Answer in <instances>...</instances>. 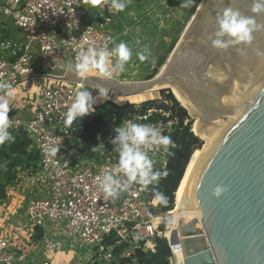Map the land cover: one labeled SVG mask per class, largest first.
Returning <instances> with one entry per match:
<instances>
[{"label": "built area", "instance_id": "obj_1", "mask_svg": "<svg viewBox=\"0 0 264 264\" xmlns=\"http://www.w3.org/2000/svg\"><path fill=\"white\" fill-rule=\"evenodd\" d=\"M117 15L109 0H0V80L14 87L28 80H39L32 112L8 114L12 136L25 131L32 149L39 153L37 167L28 170L25 181L15 184L17 177L9 184L6 199L0 202L7 201L17 187L29 192L24 227L28 232L42 229V248L52 256L62 249V240L68 238L97 247L100 261L93 260L92 264H106L102 257H111L117 247L121 250L109 264H145L136 257L137 250L155 252L159 238L165 239L170 247L171 263L176 250L181 249L171 243L168 233L172 221L167 218L172 216L173 209L159 212V204L153 201V189L159 182L147 188L135 185L115 201L106 199L98 189L102 172L118 162V153L111 143L116 126L110 125L105 133L98 135V143L87 148L73 134L77 128L64 124V114L75 93L84 86L97 96L100 88L56 77L67 74L69 65L76 62L82 50L81 45L85 49L99 47L107 36L115 41L112 24ZM10 26L19 30L20 38L7 36ZM98 105L94 104L93 108ZM94 111L85 116L91 117ZM153 111L129 116L123 122L153 123L162 129V134L173 132L178 118L160 110L166 119L148 121ZM49 144L60 148L55 157L44 152ZM170 152L171 149L168 152L160 149L152 154V158L162 159L154 161L155 169L166 168ZM112 237L115 242L108 243ZM13 239L10 234L0 233V264H16L18 255ZM112 249L113 253L107 251ZM20 258L24 259L25 255L21 253ZM42 264H53L52 258L47 257Z\"/></svg>", "mask_w": 264, "mask_h": 264}, {"label": "water", "instance_id": "obj_2", "mask_svg": "<svg viewBox=\"0 0 264 264\" xmlns=\"http://www.w3.org/2000/svg\"><path fill=\"white\" fill-rule=\"evenodd\" d=\"M227 3L196 0L181 19L173 18L166 49L150 60L152 68L140 81L80 79L69 69L56 77L126 96L166 85L181 93L197 119L192 131L204 141L178 207L201 215L179 217L171 234L184 264H264V55L257 54L264 53V32L255 34L251 46H237L245 56L235 47L220 51L201 43ZM231 4L251 14V0ZM218 185L228 190L216 198Z\"/></svg>", "mask_w": 264, "mask_h": 264}, {"label": "clouds", "instance_id": "obj_3", "mask_svg": "<svg viewBox=\"0 0 264 264\" xmlns=\"http://www.w3.org/2000/svg\"><path fill=\"white\" fill-rule=\"evenodd\" d=\"M131 2L132 0H109L110 8L117 13L125 11ZM191 3L193 0H181L180 7H188ZM249 11L250 15L243 14L232 6L231 0H228L227 5L214 17L215 30L206 34L201 43H210L211 47L220 51L235 47L241 56H245V48L237 46H251L255 34L264 32V22L257 20L258 16H264V0H251ZM81 49L76 56V62L69 68L80 79H85L91 72L98 73L104 79H112L114 74L125 71L134 54L128 43L124 41L116 43L111 36H107L99 47L89 46L85 49L81 45ZM257 54L264 55L261 52ZM150 55L148 46L135 52L140 62L146 61ZM13 97L14 86L10 82L0 80V146L14 140L9 131L12 122L8 115L11 110L9 101ZM109 98L107 89L100 88L98 95L93 96L87 87L82 86L75 93L71 105L64 114L65 126L70 127L77 118L93 112L95 110L93 105L98 100ZM114 131L116 135L111 143L118 153V162L114 167L104 170L102 177L98 178V189L103 192L106 199L115 201L121 193L129 191L135 185L147 188L168 176L167 170L155 169L152 154L160 149L168 152L177 145L171 136L162 134V129L157 124L128 120ZM59 149L49 144L44 147V152L48 157H55ZM227 190L226 187L218 185L213 189L212 195L219 198ZM153 201L167 207L169 198L162 191L154 189Z\"/></svg>", "mask_w": 264, "mask_h": 264}, {"label": "trees", "instance_id": "obj_4", "mask_svg": "<svg viewBox=\"0 0 264 264\" xmlns=\"http://www.w3.org/2000/svg\"><path fill=\"white\" fill-rule=\"evenodd\" d=\"M166 97L170 103H164L159 99H149L136 105L134 103L123 104L113 99H108L96 106L91 117H79L71 125L77 128L73 134L81 138L87 148H91L98 143L97 137L99 134L105 133L110 125L120 126L123 120L129 116L147 114L150 110L156 109V111L151 113L148 121L166 119L158 110L170 112L172 117H177L179 123L174 131L169 134L177 147L171 149L166 168L164 169L169 174L154 187L155 190L162 191L169 198L167 207L159 205V212H167L174 209L176 191L187 165L195 149L203 145V141L191 130L192 121L186 122L190 117L187 109L180 104L172 93L169 92ZM79 126H83V128L80 129ZM38 159L39 153L32 149L31 140L27 137L25 131L19 132L13 141L0 146V201L6 199V187L15 182L18 172L17 167L30 168L33 163V167L36 169ZM37 229L39 237H41L43 231L42 229ZM107 242L114 243L115 240L112 237ZM120 250L121 248L117 247L115 253ZM171 255L172 252L167 241L159 238L157 239L155 252L149 251L145 253L141 250L136 252V257L145 264H170L169 258ZM125 262L126 259H124Z\"/></svg>", "mask_w": 264, "mask_h": 264}, {"label": "crops", "instance_id": "obj_5", "mask_svg": "<svg viewBox=\"0 0 264 264\" xmlns=\"http://www.w3.org/2000/svg\"><path fill=\"white\" fill-rule=\"evenodd\" d=\"M151 5L152 4L149 2L147 3V0H132L131 4L128 5L125 11L121 13L119 12L117 15L116 26L114 28L116 36L115 42L119 43L121 41H124L128 43L129 46L133 48L134 53L132 60L126 65L125 71L114 74L113 78H116L119 81H140L144 77V75L147 74L152 68L150 60L156 58L162 51H164V48L162 47V49L158 51V54L155 55L154 51L157 48H160L161 45L160 42H156L157 40L151 41L150 38L152 36H156L157 33L156 35H153V32H151V34L150 32H147L145 34L138 26L139 22L141 23L143 20L139 18V13L142 12L145 13V15L151 13ZM156 5L154 6V11L156 9ZM154 31L156 32V30ZM14 33H17L16 38L13 37ZM7 36L14 39L20 38L19 30L13 26H10ZM145 46H148L151 55L146 61L140 62L135 56V52L138 50H142ZM126 74L131 75L132 78L128 80ZM123 75H125V77H123ZM138 75H142L143 77L141 76L142 78H137ZM87 76H99V74L96 72H91ZM38 84L39 80L36 79L25 81L20 85L14 87V97L9 101L11 107L10 112L21 115L30 114L33 110V100L38 94ZM108 93L109 97L113 95L112 90H108ZM103 102H105V100H98L97 104H102ZM28 194V191L24 192L21 188L17 187L14 191H12V196L7 200L8 202H0V233L10 234L14 236L13 245L18 255L16 263L21 264L30 254L33 255V259L36 258L38 254H42L43 261L47 259V257L52 258L53 264L74 263V261H76V253L74 249L67 248V250L63 247V245H65L66 243L65 240H62L61 242L62 249L58 251L54 256H52L49 253H45L44 249L42 248V242L40 243V238L43 237V234H41L42 236L39 237L38 229H33L31 232H28V230L25 229L24 224L26 222V216L24 209L26 205V199L30 195ZM54 238H57L58 240L60 239L59 237ZM38 249L41 252L36 253L35 251H37ZM21 253L25 255L24 259L20 258ZM83 258L88 261L86 257ZM36 261V264H39L38 260ZM87 263L92 264L90 263V261H88Z\"/></svg>", "mask_w": 264, "mask_h": 264}, {"label": "rangeland", "instance_id": "obj_6", "mask_svg": "<svg viewBox=\"0 0 264 264\" xmlns=\"http://www.w3.org/2000/svg\"><path fill=\"white\" fill-rule=\"evenodd\" d=\"M159 1H160V3H159ZM195 1L196 0H193V3ZM148 2L152 4L150 6V11H152V12L148 13L146 15H145V13L140 12L139 13V18L143 19V20H142L141 23L139 22L138 26L140 27V29L145 34L147 32H150V34H151V32H153V35H156V33H157L156 36H152L150 38L151 41H153V40L156 41L157 40L156 42H160L161 47L157 48L154 51V54L156 55V54H158V51H160L162 49V47L164 48L163 50H165L167 45H168V41H169L170 37L172 36L174 28H175V21L173 20V18L174 19H180L181 17H183L185 15V13L187 12L188 8L193 3H191L190 6H188V7H180L181 0H147V3ZM155 5H156V9L154 11V6ZM136 24H137V22H136ZM115 26H116V21L113 22V24H112V29L113 30H114ZM154 30H156V32ZM19 34L21 35L20 32H19ZM13 37L16 38L17 37V33H14ZM126 76H127L128 80H130L132 78L131 75L126 74ZM141 76L142 75H138L137 78H142L143 76L142 77ZM123 77H125V75H123ZM169 92L173 94V92L170 89L166 88V89L152 90V91L146 92L144 94L126 96V95L121 94L120 92L113 91V95L111 96V98L114 101H117V102H120V103H123V104L124 103H134L136 105H139L143 101H146V100H149V99H159L160 101H162L164 103H170V101L166 97ZM173 96L175 97L174 94H173ZM158 111L160 112V110H158ZM187 111L189 113V110H187ZM160 113H162V112H160ZM189 116L190 117L186 121L187 122L192 121V127H193V125H194V123L196 122L197 119L194 116H192L190 113H189ZM192 127H191V130H192ZM203 143H204V141H203ZM199 148L200 147H198L196 149H199ZM153 160L155 162H161L162 159L159 158V157H157V158L153 157ZM33 166L34 165L32 163L30 168L21 167L20 170L18 171V174H17L18 181H16L15 184L18 183L20 180L22 182L25 181L26 174H28V170L29 169L30 170H34ZM167 219H169V221L171 222L172 221V216H168ZM174 223H175V221H174ZM51 238H54V237H51ZM65 241H66V243H65V245H63V247L66 248V249L67 248L68 249L69 248L74 249V251L76 253V255H75V260L76 261H74V263H71V264H88L87 263L88 261H90V263H92L93 260H95V263H99V262L96 261V260L100 261V258L98 257L99 255L97 256V254H96V250H97L96 246H94V245H83V244H80L77 240H71V239H68V238H65ZM41 242H42V240H40V243ZM39 247H37V248H39ZM107 251L109 253H111V252L113 253V249L111 251L110 250H107ZM35 252L39 253L41 251L38 249ZM83 257H86L88 261H86ZM115 257H116V253H113L112 256L109 257V258H104V256H103L101 261L105 262L106 264H109V263H111V259H112V261L115 260ZM177 259H178V252L176 250V253L174 255V260L170 264H177ZM36 260H38L39 264H42V262H43L42 254H38L36 256V258H34V259H33V255L30 254L26 258V260L24 262H22L21 264H36V262H37ZM16 264H18V263H16Z\"/></svg>", "mask_w": 264, "mask_h": 264}, {"label": "bare ground", "instance_id": "obj_7", "mask_svg": "<svg viewBox=\"0 0 264 264\" xmlns=\"http://www.w3.org/2000/svg\"><path fill=\"white\" fill-rule=\"evenodd\" d=\"M171 88V86L169 85H166V86H156L153 90H159V89H169ZM173 94L175 95V97L178 99V101L184 106L186 107L187 109L190 110V107L188 106V104L186 103V101L184 100V98L182 97L181 93L174 87L172 86V88L170 89ZM152 91V90H150ZM132 96V95H131ZM110 99H112L110 97ZM196 125H197V120L196 122L194 123L193 127H192V130H196ZM201 150L200 149H196L190 159V162L188 163V166L186 168V171H185V174L182 178V181L176 191V204H175V208L173 209V211L171 212L172 214V224H171V227L169 228V234H173L174 230H175V226H176V222H177V219L179 217H184V218H191V217H200L201 213L197 210H192V211H182L181 209L178 211V207H179V204H180V201H181V198L183 196V193H184V190H185V187H186V184H187V180H188V176H189V173H190V170L194 164V161L197 157V155L199 154ZM175 221V223H174ZM178 252V259H177V264H184V260H183V253L182 251H179L177 250Z\"/></svg>", "mask_w": 264, "mask_h": 264}]
</instances>
